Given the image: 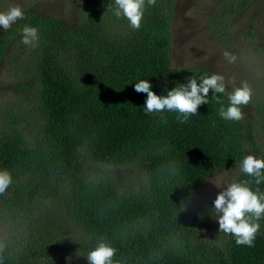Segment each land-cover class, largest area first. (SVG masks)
Here are the masks:
<instances>
[{
  "label": "trees",
  "instance_id": "obj_1",
  "mask_svg": "<svg viewBox=\"0 0 264 264\" xmlns=\"http://www.w3.org/2000/svg\"><path fill=\"white\" fill-rule=\"evenodd\" d=\"M174 1L146 5L138 31L118 28L114 0H88L75 28L27 9L0 34V60L11 46L17 54L30 48L38 78L36 89L29 82L17 86L27 100L35 89L37 122L23 128L21 117L9 113L14 123L0 134V170L13 178L0 195V219L28 223L44 201L59 197L78 237L50 243L31 232L21 243L0 240V264H65L69 252L86 259L101 240L116 249L114 264H264V218L252 247L225 234L207 237L203 227L214 200L200 191L214 173L262 155L264 100L261 122H231L219 116L228 94L212 98L210 90L209 103L180 123L175 113L145 115L147 96L134 91L147 80L166 96L177 84L210 75L172 66ZM254 1L229 0L220 17ZM25 25L38 29L36 47L21 43ZM104 166L137 168L139 182L119 183ZM245 179L251 178L241 173L237 181ZM259 188L264 192V182Z\"/></svg>",
  "mask_w": 264,
  "mask_h": 264
},
{
  "label": "rangeland",
  "instance_id": "obj_2",
  "mask_svg": "<svg viewBox=\"0 0 264 264\" xmlns=\"http://www.w3.org/2000/svg\"><path fill=\"white\" fill-rule=\"evenodd\" d=\"M87 1L0 0V12H6L11 6H19L23 11L34 9L54 16L69 27L75 28L82 17L83 9L87 10ZM228 1H174L171 17L172 66L178 70L198 67L207 73L224 76L226 83L232 81L226 87L227 94L246 81L252 89L253 96L251 103L242 109L244 120L261 122L262 117H259L258 104L264 100V0L254 1L236 15L227 9L225 13L228 14L227 19L229 18L230 21L226 17H220L219 14ZM119 18L118 28L122 29L125 25H129L126 19ZM214 22L221 24L214 27ZM3 31L0 28V34ZM13 50V46L9 47L0 60V134L6 125L14 123L9 113L21 117L18 118L19 126L23 128H27V122L31 124L37 122V115L34 111L38 109L35 99L38 78L31 73L28 59L31 49L23 46L21 54ZM224 51L235 54L238 57L236 63H227L222 55ZM26 82L35 86L29 100L25 98L24 92L17 88L19 84ZM257 138L262 153L257 158L264 159V132L258 134ZM102 169L119 183L132 182V177L139 182V169L132 168V166L128 168L104 166ZM240 175L241 172L237 167L216 172L207 179L201 191L210 199L215 200L223 188H217L214 183L237 181ZM58 189L61 195L62 191ZM28 223H20L7 218L0 219V240L21 243L26 238L30 239L31 232V236L38 239L44 235L51 241L50 243L61 238H70L75 241L78 238L77 231L68 219L59 197L44 201L39 208H36L33 218ZM203 228L204 233L208 232L207 237L216 235L220 238L223 234L219 232L218 221L212 214ZM65 264H88V261L75 252H69L65 255Z\"/></svg>",
  "mask_w": 264,
  "mask_h": 264
},
{
  "label": "clouds",
  "instance_id": "obj_3",
  "mask_svg": "<svg viewBox=\"0 0 264 264\" xmlns=\"http://www.w3.org/2000/svg\"><path fill=\"white\" fill-rule=\"evenodd\" d=\"M156 0H114V15L128 21L131 29L139 30L144 18L145 8L155 6ZM110 7L113 5H109ZM24 19V11L19 6H11L6 12H0V28L8 31L17 21ZM23 43L27 47H36L39 40L38 29L25 25L21 29ZM224 60L229 64L236 63L238 57L229 52L222 53ZM225 77L219 74L202 76L198 81L192 77L186 85L177 84L166 96H158L151 89L147 80L135 83L134 91L147 96L143 107L144 114L153 116L164 112L175 113L180 123H187L195 116L201 105L208 104L206 97L211 90L216 94L226 92ZM253 92L246 81L240 87H235L228 93V106L219 109V116L231 122L244 119L242 109L252 101ZM217 103H222L217 99ZM236 167L246 177L243 181L214 183L217 188H223L215 198L214 207L210 210L219 224V232L231 236L237 246L252 247L256 235L260 230L259 220L264 218V192L259 185L264 182V159L254 155H246ZM13 178L8 170H0V195L11 186ZM213 183V182H212ZM257 187L253 189L252 184ZM226 186V187H224ZM116 249L103 240L88 252V264H114Z\"/></svg>",
  "mask_w": 264,
  "mask_h": 264
},
{
  "label": "bare ground",
  "instance_id": "obj_4",
  "mask_svg": "<svg viewBox=\"0 0 264 264\" xmlns=\"http://www.w3.org/2000/svg\"><path fill=\"white\" fill-rule=\"evenodd\" d=\"M258 50V49H257ZM173 72V71H172ZM176 73V72H175ZM210 74V73H209ZM259 112V110H258ZM252 121V120H251ZM242 124V123H241ZM244 125V124H243ZM255 125V124H254ZM247 126V125H246ZM262 132V131H261ZM215 136V135H214ZM253 137V136H252ZM257 137V136H256ZM256 141V140H255ZM249 145V144H248ZM251 155V154H250ZM212 175V174H211ZM201 191V190H200ZM206 195V194H205Z\"/></svg>",
  "mask_w": 264,
  "mask_h": 264
}]
</instances>
